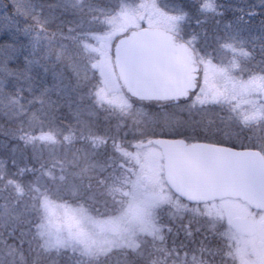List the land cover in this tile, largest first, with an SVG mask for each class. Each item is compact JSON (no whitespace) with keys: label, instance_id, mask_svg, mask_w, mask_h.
<instances>
[{"label":"snow or ice","instance_id":"obj_1","mask_svg":"<svg viewBox=\"0 0 264 264\" xmlns=\"http://www.w3.org/2000/svg\"><path fill=\"white\" fill-rule=\"evenodd\" d=\"M0 122V264H264V0H0Z\"/></svg>","mask_w":264,"mask_h":264},{"label":"rangeland","instance_id":"obj_2","mask_svg":"<svg viewBox=\"0 0 264 264\" xmlns=\"http://www.w3.org/2000/svg\"><path fill=\"white\" fill-rule=\"evenodd\" d=\"M256 2L258 3V0H256ZM255 24H259V17L254 21Z\"/></svg>","mask_w":264,"mask_h":264},{"label":"trees","instance_id":"obj_3","mask_svg":"<svg viewBox=\"0 0 264 264\" xmlns=\"http://www.w3.org/2000/svg\"><path fill=\"white\" fill-rule=\"evenodd\" d=\"M0 123H2V122H0ZM4 138L2 137V136H0V141H2Z\"/></svg>","mask_w":264,"mask_h":264}]
</instances>
